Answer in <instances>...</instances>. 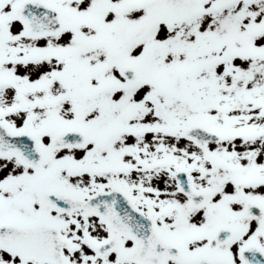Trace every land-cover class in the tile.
I'll use <instances>...</instances> for the list:
<instances>
[{
	"label": "snow or ice",
	"instance_id": "snow-or-ice-1",
	"mask_svg": "<svg viewBox=\"0 0 264 264\" xmlns=\"http://www.w3.org/2000/svg\"><path fill=\"white\" fill-rule=\"evenodd\" d=\"M0 264H264V0H0Z\"/></svg>",
	"mask_w": 264,
	"mask_h": 264
}]
</instances>
